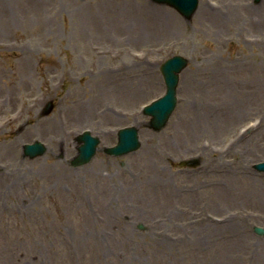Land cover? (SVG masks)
<instances>
[{"label": "rangeland", "instance_id": "374dc122", "mask_svg": "<svg viewBox=\"0 0 264 264\" xmlns=\"http://www.w3.org/2000/svg\"><path fill=\"white\" fill-rule=\"evenodd\" d=\"M176 53V107L153 130L141 107ZM126 125L139 147L103 152ZM84 129L95 155L72 166ZM261 160L264 0H199L188 18L152 0H0V264H264Z\"/></svg>", "mask_w": 264, "mask_h": 264}, {"label": "water", "instance_id": "95a60500", "mask_svg": "<svg viewBox=\"0 0 264 264\" xmlns=\"http://www.w3.org/2000/svg\"><path fill=\"white\" fill-rule=\"evenodd\" d=\"M165 2L174 6L178 11L189 17L196 7V0H155ZM186 60L180 56H173L160 66L161 73L165 82V93L160 98L154 100L151 104L146 105L143 109L144 114L150 115L149 126L155 130L160 129L166 122L168 115L175 104V86L178 80V72L185 65ZM50 102L46 104L45 112L50 109ZM78 140H83V143L78 146V153L72 159V164L77 165L84 163L90 159L95 151V144L98 141L96 137L90 136L88 133H83L77 137ZM139 146L137 138V129L135 126L121 128L118 131V141L115 145L104 147L103 150L110 154H123L136 149ZM25 154L34 156L43 152L44 147L39 143L24 145ZM258 169L264 170V162L255 164ZM258 233H263L261 228L254 227Z\"/></svg>", "mask_w": 264, "mask_h": 264}]
</instances>
